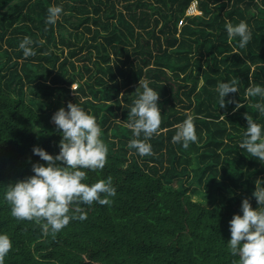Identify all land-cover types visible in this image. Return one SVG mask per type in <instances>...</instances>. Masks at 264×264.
<instances>
[{"label":"trees","instance_id":"trees-1","mask_svg":"<svg viewBox=\"0 0 264 264\" xmlns=\"http://www.w3.org/2000/svg\"><path fill=\"white\" fill-rule=\"evenodd\" d=\"M192 2L199 14L186 15ZM50 6L63 9L54 26ZM241 21L251 30L245 48L225 28ZM26 36L36 52L28 58ZM233 79L239 91L225 100L243 107L221 109L218 85ZM145 81L159 93L162 122L147 141L154 154L141 157L125 125ZM254 85L264 87V0H0V234L12 242L4 264H238L229 221L243 198L257 208L252 193L264 181V161L239 148L245 114L264 136L253 107L264 99L245 95ZM68 103L95 117L108 148L104 169L82 182L111 176L117 191L110 206L80 205L87 219L53 236L13 218L4 194L45 163L33 147L59 154L51 117ZM188 115L198 139L184 149L172 137Z\"/></svg>","mask_w":264,"mask_h":264},{"label":"clouds","instance_id":"clouds-1","mask_svg":"<svg viewBox=\"0 0 264 264\" xmlns=\"http://www.w3.org/2000/svg\"><path fill=\"white\" fill-rule=\"evenodd\" d=\"M62 11L61 6H50L47 9L46 25L54 26ZM194 11H198L196 2H192L186 14L194 15ZM225 28L229 38H239V48H245L251 41V30L246 22L241 21L236 26L228 22ZM33 43V40L26 36L19 44L24 58L36 55L32 47ZM237 84V79L219 83V108H226L228 104L233 103L236 109L243 107L242 104L233 100H225L229 94L239 91ZM142 87L143 92L134 101L128 113V123L125 125L133 134L128 148L134 149L141 157L154 154L151 144L147 141L158 133L162 122L158 105L159 93L150 88L146 81ZM245 95L250 98L264 99V87L250 86L246 89ZM253 107L264 115V103L258 102ZM244 119L247 122V129L239 148L259 161H264L262 128L252 116L245 114ZM51 122L61 132L59 154L53 156L38 146L33 147V155L38 156L45 163L32 164L31 171L34 173L32 176L9 184L4 199L11 206L13 218L18 221L35 222L41 225L45 234L50 232L55 236L70 221L87 219V214L80 205L91 206L98 203L101 206H110L113 202L110 198L115 197L117 190L113 186L111 176L92 185L82 182L87 179V171L103 170L107 163L108 148L100 139L102 129L95 117L87 114L77 104L68 103L67 111L60 108L51 117ZM175 127L176 133L172 137V143H181L184 149H188L190 142H197L198 137L192 115H188ZM262 184L264 181L257 179L255 191L252 193L257 208L253 209L250 200L243 198L240 205L242 215L234 214L229 221L228 250L232 256L239 257L238 264H264V187H261ZM70 211L72 215H69ZM11 249L10 238L6 234H0V264H4L5 257Z\"/></svg>","mask_w":264,"mask_h":264},{"label":"rangeland","instance_id":"rangeland-1","mask_svg":"<svg viewBox=\"0 0 264 264\" xmlns=\"http://www.w3.org/2000/svg\"><path fill=\"white\" fill-rule=\"evenodd\" d=\"M186 13H187V12H186ZM192 13H193V12H192ZM198 13H199V11H196V12L194 11L193 14H198ZM186 15H187V14H186ZM74 88H75V85L72 86V89H74ZM196 198H197V197H196ZM208 206L211 207L212 205H208Z\"/></svg>","mask_w":264,"mask_h":264}]
</instances>
